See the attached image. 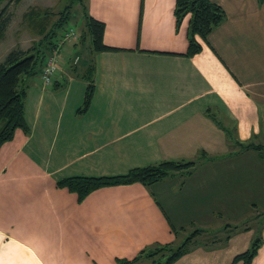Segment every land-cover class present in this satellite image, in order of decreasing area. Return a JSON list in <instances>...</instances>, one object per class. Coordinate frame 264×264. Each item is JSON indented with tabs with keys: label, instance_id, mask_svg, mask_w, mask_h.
I'll return each mask as SVG.
<instances>
[{
	"label": "crops",
	"instance_id": "obj_1",
	"mask_svg": "<svg viewBox=\"0 0 264 264\" xmlns=\"http://www.w3.org/2000/svg\"><path fill=\"white\" fill-rule=\"evenodd\" d=\"M175 1L86 0L104 23L102 42L118 50L89 43L84 112L86 67L69 56L76 41L60 45L50 85L28 79L29 132L17 128L0 146V264H118L195 229L172 264H232L257 231L251 264H264V2L210 0L225 18L186 56L190 15L177 23ZM163 160L195 164L189 175L104 186L81 201L57 186Z\"/></svg>",
	"mask_w": 264,
	"mask_h": 264
},
{
	"label": "trees",
	"instance_id": "obj_2",
	"mask_svg": "<svg viewBox=\"0 0 264 264\" xmlns=\"http://www.w3.org/2000/svg\"><path fill=\"white\" fill-rule=\"evenodd\" d=\"M77 1L81 2V0ZM258 2L261 4L264 0H258ZM64 9L60 19L55 21L47 31L44 30V25L39 24L41 26L39 32L42 37L36 45L27 49L16 47L0 61V146L12 139L17 128L22 129L25 133L29 132L24 117V100L28 88V79L40 74L48 54L57 49V32L63 29L70 19L69 6H65ZM85 10L84 7L82 13L84 31L81 33L80 39L84 40L86 35L94 52L118 50L102 42L104 23L91 17ZM5 11V7L0 10V39L3 37L8 24V17H4ZM187 14L190 17L186 34L188 40L186 56H192L198 53L202 47L197 38L205 42L212 29L224 20L225 13L219 5L210 0H176L174 8L176 22L179 23ZM83 77L86 79L87 84L82 103L77 109L78 113H82L88 108L93 96L92 63L87 64ZM235 143L243 150H260L263 147L251 142ZM194 164V161L187 160H163L154 164L131 168L124 174L65 177L57 181V186L76 193L78 201H81L91 191L104 186L134 182L150 186L178 173L189 175ZM201 232H203L201 229L193 230L178 244L170 243L148 247L141 250L131 261L118 260V264H128L140 260H148L150 264H172L189 251L190 246L195 242L194 238ZM261 243V232L257 231L248 248L233 257L232 264H251Z\"/></svg>",
	"mask_w": 264,
	"mask_h": 264
},
{
	"label": "rangeland",
	"instance_id": "obj_3",
	"mask_svg": "<svg viewBox=\"0 0 264 264\" xmlns=\"http://www.w3.org/2000/svg\"><path fill=\"white\" fill-rule=\"evenodd\" d=\"M85 2L86 0H81V2L77 0H0V10L5 7L4 17H8L7 27L0 39V61L16 47L27 49L36 45L42 37L39 24L44 25V30L47 31L55 21L60 19L65 6L68 5L70 8L69 22L57 32L58 47L50 54L58 51L63 32L72 29L76 36L66 44L76 41V47L73 48V52L69 53V56L73 60L78 58V62L71 65L77 66L78 69L86 67L90 49L89 40L85 35V39L80 41L81 33L84 31L81 16ZM201 240L208 241L210 238L204 235Z\"/></svg>",
	"mask_w": 264,
	"mask_h": 264
},
{
	"label": "built area",
	"instance_id": "obj_4",
	"mask_svg": "<svg viewBox=\"0 0 264 264\" xmlns=\"http://www.w3.org/2000/svg\"><path fill=\"white\" fill-rule=\"evenodd\" d=\"M75 36L76 33L72 29L64 31L62 34V38L60 40V45L70 41V39L72 37L75 38ZM73 61L74 63H76L78 61V58H75ZM57 70H58V58H57V52H55L47 56L45 64L39 74L41 84L43 87H47L53 82V77L55 76Z\"/></svg>",
	"mask_w": 264,
	"mask_h": 264
}]
</instances>
